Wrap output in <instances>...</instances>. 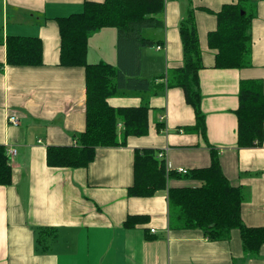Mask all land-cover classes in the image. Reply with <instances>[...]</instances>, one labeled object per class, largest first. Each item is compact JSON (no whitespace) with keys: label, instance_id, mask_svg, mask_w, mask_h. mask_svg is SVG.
<instances>
[{"label":"crops","instance_id":"obj_1","mask_svg":"<svg viewBox=\"0 0 264 264\" xmlns=\"http://www.w3.org/2000/svg\"><path fill=\"white\" fill-rule=\"evenodd\" d=\"M104 1L0 0V145L7 154L16 150L8 156L13 183L0 186V264H264V245L257 255L246 253L238 230L227 240L211 241L199 230L172 228L166 190L129 195L136 150L154 149L164 154L169 170L191 171L211 165L210 145L219 151L230 184L243 191L244 225L264 228V142L239 148L235 113L241 81H261L264 90V0L254 4L250 63L242 69L215 68L216 51L209 46L217 13L238 0H165V28L144 32L162 44L141 54V76L154 81V88L108 100L114 108L150 107L148 134L125 140L119 118L118 146L98 148L86 168L51 167L48 147L76 146L86 129L85 68L61 65L57 19L82 12L87 2ZM191 10L204 65L199 80L206 140L184 130L196 122L184 91L164 88L169 71L183 65L180 23ZM10 36L39 38L43 64L8 65ZM116 46V29L94 33L88 63L117 66ZM11 116L18 125L9 122ZM201 184L168 180V188ZM129 217L139 220L126 227Z\"/></svg>","mask_w":264,"mask_h":264},{"label":"trees","instance_id":"obj_2","mask_svg":"<svg viewBox=\"0 0 264 264\" xmlns=\"http://www.w3.org/2000/svg\"><path fill=\"white\" fill-rule=\"evenodd\" d=\"M258 0H238L217 13L218 27L209 35V46L216 51L215 68L242 69L249 65L252 50L253 8ZM165 0H105L87 2L80 13L57 19L61 36L60 59L64 67H83L86 73V129L77 135V145L51 146L47 162L51 167L86 168L98 148L118 146L119 118L124 138L141 137L149 132L150 107L114 108L108 100L121 92H148L154 81L141 76L144 48L162 42L145 37L148 29H164ZM105 28L117 31V66L89 64V38ZM183 65L169 71L164 88H181L196 116L187 132L200 133L206 140L205 115L201 110L199 72L204 68L194 10L180 23ZM0 45L3 40L0 38ZM7 63L11 66L37 67L43 64V45L39 38L10 36L6 40ZM237 145L261 147L264 142V90L258 80H243L239 90ZM211 165L186 174L168 169L154 149L136 150L132 197H151L168 192L169 222L179 230H199L211 241L230 238L233 230L241 235L244 251L257 255L264 245V228H249L242 220L244 194L225 177L219 151L208 145ZM169 179L196 180L200 187L168 188ZM13 183V170L6 147L0 145V186ZM139 218L129 217L126 227ZM41 233V232H40Z\"/></svg>","mask_w":264,"mask_h":264},{"label":"built area","instance_id":"obj_3","mask_svg":"<svg viewBox=\"0 0 264 264\" xmlns=\"http://www.w3.org/2000/svg\"><path fill=\"white\" fill-rule=\"evenodd\" d=\"M158 48H162V47H158ZM8 120H9V122H11L14 125H18L19 124V119L17 117H15V116L9 117ZM15 155H16V150H9L8 151V156L9 157H14ZM159 156L162 158V157H164V154L161 153ZM178 172L179 173H183V174L187 173V171L184 170V169H179ZM151 232L155 233V230H152Z\"/></svg>","mask_w":264,"mask_h":264}]
</instances>
